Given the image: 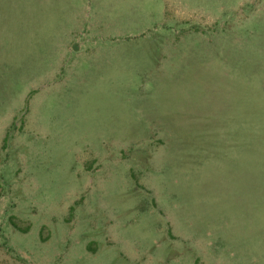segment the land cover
Here are the masks:
<instances>
[{
	"label": "rangeland",
	"instance_id": "1",
	"mask_svg": "<svg viewBox=\"0 0 264 264\" xmlns=\"http://www.w3.org/2000/svg\"><path fill=\"white\" fill-rule=\"evenodd\" d=\"M0 264H264V0H0Z\"/></svg>",
	"mask_w": 264,
	"mask_h": 264
}]
</instances>
